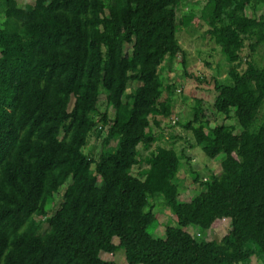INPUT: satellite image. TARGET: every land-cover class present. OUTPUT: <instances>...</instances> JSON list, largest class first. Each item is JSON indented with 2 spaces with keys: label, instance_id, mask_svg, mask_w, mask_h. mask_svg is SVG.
<instances>
[{
  "label": "trees",
  "instance_id": "trees-1",
  "mask_svg": "<svg viewBox=\"0 0 264 264\" xmlns=\"http://www.w3.org/2000/svg\"><path fill=\"white\" fill-rule=\"evenodd\" d=\"M184 1L33 0L20 7L0 0V264H116L100 254L117 250L127 264H250L253 256L264 264V66L256 59L264 55V12L255 15L264 0H204L206 34L229 65L228 79L208 83L214 102L196 100L183 128L210 161L222 155L221 173L202 180L192 171L204 191L182 203L184 155L157 146L139 158V146L146 151L157 141L151 124L159 128L172 113L173 91L158 69L164 60L185 67L176 32L201 20L183 13ZM102 91L113 118L98 114ZM218 116L234 119L239 131L211 127ZM103 129L99 155L86 156L88 135ZM140 163L146 169L133 176ZM154 200L177 225L163 238L148 233ZM222 226L220 241L199 242L185 231Z\"/></svg>",
  "mask_w": 264,
  "mask_h": 264
},
{
  "label": "rangeland",
  "instance_id": "rangeland-1",
  "mask_svg": "<svg viewBox=\"0 0 264 264\" xmlns=\"http://www.w3.org/2000/svg\"><path fill=\"white\" fill-rule=\"evenodd\" d=\"M20 7L33 4V0H15ZM205 1L204 0H185L182 7L183 13L190 12L195 13L198 17H201L204 12ZM1 11V7H0ZM182 11V10H181ZM264 12V9H259L256 12V16H259ZM246 15L250 16L249 9L245 11ZM182 13L179 9H176V18L179 19ZM4 21V16L0 12V25ZM208 27L205 20L201 17V20L197 24H191L187 28H182L176 32V38L178 39L180 46L184 52L185 67L181 65L180 59L169 64L167 60L161 64L158 69V75L164 86H170L173 93L170 94V106L171 116L168 119L162 120L159 128H156L151 124L150 132L157 137V141L146 151L141 146L138 147L139 158H143L148 153L155 152L157 146L173 148L178 154L184 155L181 158V169L177 174V182L179 184V196L178 201L182 203L190 202L197 194L204 191L202 187L193 183L191 178V172H195L205 180L208 173H212L218 176L221 173V161L222 155L218 156L215 160L210 161L202 152L200 147H197L193 143L191 133L184 130V125L191 121L193 118V107L196 100H201L206 104H212L214 102L216 93L213 91L211 84L212 80L219 83H226L228 79L229 65L220 52V49L213 43L206 34ZM128 47H126V51ZM246 52H243V55ZM257 62L264 66L263 52H259L256 57ZM186 73V75L184 74ZM198 77L201 82H197L192 77ZM136 87L137 83H129L127 85L126 93H131ZM180 91V93H178ZM164 92L162 98L166 97ZM125 103V100L123 99ZM107 110V111H106ZM98 114H102L106 111L108 118H113L114 110L107 108L105 102V93H100L98 105ZM263 114V112L261 113ZM100 118L97 116L96 120ZM152 119V118H151ZM172 119V120H170ZM176 120L175 124H171L173 120ZM223 124L225 126H235L237 131L239 127L234 119L224 120L222 116H218L214 122L210 124L211 127ZM236 131V133H237ZM106 134V130H102L101 134H89L87 144L83 150L84 154L88 157L96 159L99 155L102 146V140ZM115 143H110V146H114ZM187 159H190L189 164ZM146 169L145 163H140L134 166L131 170L133 176ZM65 190L63 187L58 194L53 197V202L47 207L48 216L52 215L62 203V195ZM152 206V212L156 217V221L148 228V233L153 238H163L164 230L168 226L176 227L174 223L173 215L171 211L166 208L162 201H150ZM46 229V225L43 226V230ZM185 231L190 234L196 241H220L226 234L227 228L222 226L216 230L200 231L195 227H188ZM117 240H114V244H117ZM101 259L105 261H113L116 264H127L125 262V256L123 250H117L113 255L106 253L100 254ZM250 264H260L254 256L251 257Z\"/></svg>",
  "mask_w": 264,
  "mask_h": 264
},
{
  "label": "built area",
  "instance_id": "built-area-1",
  "mask_svg": "<svg viewBox=\"0 0 264 264\" xmlns=\"http://www.w3.org/2000/svg\"><path fill=\"white\" fill-rule=\"evenodd\" d=\"M171 124H175V121H172Z\"/></svg>",
  "mask_w": 264,
  "mask_h": 264
},
{
  "label": "crops",
  "instance_id": "crops-1",
  "mask_svg": "<svg viewBox=\"0 0 264 264\" xmlns=\"http://www.w3.org/2000/svg\"><path fill=\"white\" fill-rule=\"evenodd\" d=\"M144 157H145V155H144ZM144 157H143V158H144ZM141 159H142V158H141Z\"/></svg>",
  "mask_w": 264,
  "mask_h": 264
}]
</instances>
